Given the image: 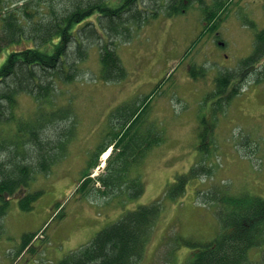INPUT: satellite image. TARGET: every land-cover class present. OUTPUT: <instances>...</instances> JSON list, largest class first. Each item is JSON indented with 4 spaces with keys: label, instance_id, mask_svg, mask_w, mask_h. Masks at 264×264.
I'll use <instances>...</instances> for the list:
<instances>
[{
    "label": "rangeland",
    "instance_id": "374dc122",
    "mask_svg": "<svg viewBox=\"0 0 264 264\" xmlns=\"http://www.w3.org/2000/svg\"><path fill=\"white\" fill-rule=\"evenodd\" d=\"M195 4L179 16L161 13L130 41L118 42L115 50L126 76L116 81L101 76V44H87L89 57L76 79L60 82L52 99L57 107L66 108L69 119L51 131L45 151L59 155L58 142L64 140L63 159L31 183L26 192L32 201L28 211L12 199L9 210L0 216V264H59L125 214L155 201L162 205L161 219L138 264H186L199 248L185 242L206 244L228 233L221 229L219 207L205 196L218 191L264 198V82L250 76L240 94L214 112L218 77L237 70L253 52L254 31L243 18L247 15L264 28L255 19L264 20V0H241L240 8L238 1L221 24L220 43L211 35L194 42L204 27L202 10ZM8 54L9 50L3 52L0 65ZM194 65L197 71L204 68L205 75L193 78L189 67ZM161 83L148 110L124 138L139 141L152 132L148 138L162 142L148 155L141 151L134 162L133 151L127 150L119 167L115 153L110 171V161L98 170L104 163L99 157L91 177L107 176L116 181V189L92 183L90 196L76 195L83 173L90 171L114 133L125 129L135 103ZM31 109H35L33 101L22 98L21 112L28 114ZM194 169L198 172L192 176ZM179 177L188 178L186 192L172 200L169 186ZM103 191L112 192L106 196ZM41 230L45 234L38 236L47 239L36 240L34 248L16 260L24 235ZM261 254L251 250L250 259L259 262Z\"/></svg>",
    "mask_w": 264,
    "mask_h": 264
},
{
    "label": "trees",
    "instance_id": "16d2710c",
    "mask_svg": "<svg viewBox=\"0 0 264 264\" xmlns=\"http://www.w3.org/2000/svg\"><path fill=\"white\" fill-rule=\"evenodd\" d=\"M237 1L241 7V0H0V33L4 34L0 59L9 50L0 65V215L6 214L16 196L21 209L28 211L32 201L26 192L31 183L39 172L46 174L60 161L61 154H49L45 146L50 144L46 141L51 131L67 121L69 113L64 106L57 107L52 99L60 82L69 83L77 77L79 64L88 58L87 43L104 41L97 26L107 36L100 48L101 76L106 81H116L126 76L122 75L125 69L112 48L120 38L129 39L134 31L150 24L162 12L180 15L196 3L204 22L196 43L207 34H215L219 41L221 24ZM243 19L254 31L253 52L240 62L237 70L222 72L218 77L215 113L222 111L224 101L228 104L240 94L241 86L250 76L264 82L261 54L264 28L247 15ZM255 19L264 24V20ZM202 69L201 74L205 75ZM115 70L121 74H115ZM191 75L197 77L195 67ZM156 91L137 104L126 119L125 129L116 133V137L120 136L116 146H123L120 159L131 150V157L136 156L138 161L141 151L148 152L161 143L162 139L148 138L133 144L124 138L148 110ZM23 96L35 105L28 114L20 110ZM62 143L58 142V148H62ZM194 170L192 176L197 173ZM89 175V172L83 175L87 179L79 193L89 192ZM187 181V177H180L170 186L168 196L172 200L182 197ZM102 182L107 185L105 179ZM210 198L219 207L222 231L228 233L206 244L197 240L185 242L199 248L186 264H264V198L218 191ZM161 212V204L155 202L125 214L122 220L99 233L90 245L65 256L59 264H136L144 255ZM30 235L23 237L17 258L31 245L35 235ZM254 249L262 251L259 262L250 259L249 253Z\"/></svg>",
    "mask_w": 264,
    "mask_h": 264
},
{
    "label": "bare ground",
    "instance_id": "6f19581e",
    "mask_svg": "<svg viewBox=\"0 0 264 264\" xmlns=\"http://www.w3.org/2000/svg\"><path fill=\"white\" fill-rule=\"evenodd\" d=\"M196 7V6H195ZM29 21V20H28ZM32 24V23H31ZM213 38V37H212ZM87 41V40H86ZM224 71V70H223ZM71 84V83H70ZM112 153V151L111 150H109L108 152H106L105 154H104V159H108L109 158V156H110V154ZM132 190V189H131ZM128 206V205H127ZM31 236V235H30Z\"/></svg>",
    "mask_w": 264,
    "mask_h": 264
},
{
    "label": "snow or ice",
    "instance_id": "6c2138e0",
    "mask_svg": "<svg viewBox=\"0 0 264 264\" xmlns=\"http://www.w3.org/2000/svg\"><path fill=\"white\" fill-rule=\"evenodd\" d=\"M4 40V34L0 33V42ZM262 55H264V50L261 52Z\"/></svg>",
    "mask_w": 264,
    "mask_h": 264
}]
</instances>
